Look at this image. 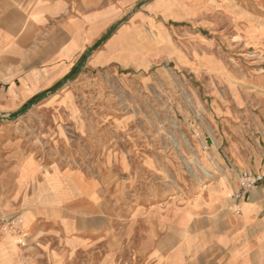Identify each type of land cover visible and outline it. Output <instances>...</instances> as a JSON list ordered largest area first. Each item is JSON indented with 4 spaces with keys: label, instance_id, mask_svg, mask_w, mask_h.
Segmentation results:
<instances>
[{
    "label": "rangeland",
    "instance_id": "1",
    "mask_svg": "<svg viewBox=\"0 0 264 264\" xmlns=\"http://www.w3.org/2000/svg\"><path fill=\"white\" fill-rule=\"evenodd\" d=\"M118 1L117 22L128 17L93 47L124 27L127 60L86 62L53 108L26 112L54 120L48 140L20 122L71 193L96 194L71 197L52 223L36 207L31 231L54 236L32 238L20 215L0 214V243L22 262L128 264L126 247L156 243L165 214L225 180L231 143L264 147V0Z\"/></svg>",
    "mask_w": 264,
    "mask_h": 264
},
{
    "label": "crops",
    "instance_id": "2",
    "mask_svg": "<svg viewBox=\"0 0 264 264\" xmlns=\"http://www.w3.org/2000/svg\"><path fill=\"white\" fill-rule=\"evenodd\" d=\"M121 7L118 0H0V214L20 215L32 238L55 235L31 231L36 207L41 206L40 220L52 223L58 211L69 216L71 197L94 200L96 194L87 195L84 188L71 193L65 176L22 133L20 122L43 127L45 141L51 137L54 120L28 113L55 106L56 87L75 74L85 53L116 24ZM125 30L93 51L87 64L127 60L116 46ZM226 151L225 180L165 214L156 243L126 247L128 264H264V179L244 200L233 197L241 171L264 175V147L242 153L231 143ZM63 228L70 233L66 223ZM17 255L10 241L0 243V264H36Z\"/></svg>",
    "mask_w": 264,
    "mask_h": 264
},
{
    "label": "built area",
    "instance_id": "3",
    "mask_svg": "<svg viewBox=\"0 0 264 264\" xmlns=\"http://www.w3.org/2000/svg\"><path fill=\"white\" fill-rule=\"evenodd\" d=\"M264 179L262 174H253L247 170L241 171L237 176L238 185L233 193L237 200H244L254 187Z\"/></svg>",
    "mask_w": 264,
    "mask_h": 264
},
{
    "label": "water",
    "instance_id": "4",
    "mask_svg": "<svg viewBox=\"0 0 264 264\" xmlns=\"http://www.w3.org/2000/svg\"><path fill=\"white\" fill-rule=\"evenodd\" d=\"M128 17V15L125 17V18H123L122 20H120V21H118L116 24H114L113 25V27L102 37V40H105L107 37H109V35L117 28V27H119L125 20H126V18ZM95 50V47H92L91 49H89L86 53H85V55H84V57H83V59H82V61H81V63H80V67H79V69L76 71V73L71 77V78H69V79H66V80H64L58 87H56V89H55V91L57 90V89H59V87H61L62 85H64V84H66V83H68V82H70L71 80H73L74 78H75V76L78 74V72L80 71V69L84 66V64L86 63V61H87V59H88V57L91 55V53L93 52ZM207 143L208 144H210V139H208V141H207Z\"/></svg>",
    "mask_w": 264,
    "mask_h": 264
},
{
    "label": "bare ground",
    "instance_id": "5",
    "mask_svg": "<svg viewBox=\"0 0 264 264\" xmlns=\"http://www.w3.org/2000/svg\"><path fill=\"white\" fill-rule=\"evenodd\" d=\"M212 143V140H210V144Z\"/></svg>",
    "mask_w": 264,
    "mask_h": 264
}]
</instances>
